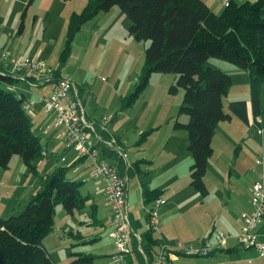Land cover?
I'll list each match as a JSON object with an SVG mask.
<instances>
[{
    "label": "trees",
    "instance_id": "16d2710c",
    "mask_svg": "<svg viewBox=\"0 0 264 264\" xmlns=\"http://www.w3.org/2000/svg\"><path fill=\"white\" fill-rule=\"evenodd\" d=\"M115 6L129 20V33L136 40L149 43L145 49L141 82L133 93L121 98V101L125 99L122 107L128 108L135 103L152 73L177 75L170 92L175 88L183 91L179 113L188 117L182 126L188 133L187 150L192 159L189 184L204 198L208 193L204 176L213 154L212 138L217 126L232 116L246 119L244 101L232 102L228 104L229 113L224 111L223 99L231 86V77L222 71L205 68L204 64L209 58H217L246 71L253 86L264 83V0L241 4L228 0L220 14L201 0H88L82 11L73 12L69 17L65 48L57 69L52 71L53 80L63 77L60 69L83 23ZM15 83L17 80L0 75V169H8L11 159L17 156L31 173L43 157V150L39 137L33 132L32 121L23 109L28 99L8 89ZM73 84L87 120L86 99ZM93 126L103 140H108L104 135L105 126ZM96 149L100 155L101 152L106 157L111 155L103 144H98ZM68 170L61 166L45 175L41 179L42 189L30 196L20 213L0 219V264H54L42 241L54 231L55 206L60 205L73 216L85 208L89 199L81 193L82 183L71 178ZM130 171L142 173L138 162L133 163ZM160 196V191L142 185L145 205L152 206ZM153 233L148 229L140 242L131 236L133 253L143 264L138 246L147 263L153 264L158 251L155 245L159 243ZM73 255L75 259L70 264H90L94 259L90 254L76 252Z\"/></svg>",
    "mask_w": 264,
    "mask_h": 264
},
{
    "label": "rangeland",
    "instance_id": "374dc122",
    "mask_svg": "<svg viewBox=\"0 0 264 264\" xmlns=\"http://www.w3.org/2000/svg\"><path fill=\"white\" fill-rule=\"evenodd\" d=\"M23 1L0 0V49L17 56L35 58V61L44 63L46 70L55 71L59 64V57L65 48L69 17L73 12L82 11L88 0ZM129 27V20L116 6L108 12H100L93 19L86 21L75 35L71 51L60 72L64 78L75 83L79 89H83L87 116L93 121L97 120L98 124L104 125L106 130L117 138L120 149H123L127 154V159L131 162L132 158L137 157L136 159L139 160L141 157H146L144 155L135 156L132 154L133 152L147 151L149 155L152 154L155 161L151 162L152 158L148 157L142 166L144 169L147 168L154 172V185H163L169 191L176 189V192H182L183 202L187 204L193 196L198 197V194L189 185V166L192 164V159L186 148L188 133L182 126L187 122L188 117L184 113H179L183 91L180 88H175L170 92L171 86L177 80V75L152 73L135 103L128 108L122 107L125 99L121 101V98L133 93L135 87L141 82L145 49L149 45L148 42L136 40L129 33ZM215 62L224 61L209 58L204 67L216 68ZM43 86L50 89L49 84ZM41 89L42 86L30 87L31 91L35 90L37 93L42 92ZM24 95L28 99L35 100L34 95L29 94V91ZM38 102L37 100L36 108L42 114L39 119L45 121L42 128H46L45 130L55 129V134H59L60 127L54 115L45 114ZM34 107L33 104L32 109L26 112L27 117L30 118L31 113L34 117ZM223 108L225 112H228V103H225ZM172 128L174 131L170 134ZM38 137L44 146L46 142L44 130H39ZM166 138L171 141L162 151L161 147L162 145L164 147ZM160 140H162L161 144H159ZM58 143L65 146L64 142L60 140ZM72 155V150L66 149V152L56 154L53 163L62 157L69 158ZM218 156L216 151L209 158L204 176L205 185L210 191L207 199L209 205H204L203 202L202 205L188 209L191 213H199L204 221L207 219L212 221V210L221 211L223 208L219 197L214 192L215 179L220 181L223 178V170H226V166L222 165ZM224 156L225 154L221 153L223 161ZM106 161L112 163L110 160ZM38 164L37 162L36 167ZM65 164L63 163V165ZM70 171L69 169V175ZM83 171L87 179L83 185L87 181L92 182L91 170L85 168ZM28 176L27 179L35 178L29 173ZM83 185V192H81L88 194L84 191ZM41 189L42 186L39 191ZM159 191L161 192V190ZM90 192L93 194L92 190ZM92 197L93 199L91 197L88 199L85 208L91 205L92 200L95 199L94 196ZM99 197L96 199L97 201H99ZM15 208L18 209L19 206ZM148 208L140 206L137 210L136 220L143 223L140 232L149 229L146 222ZM22 210L23 207L18 211L15 210L12 216ZM110 215L112 214L110 213ZM9 217L11 216L7 218ZM81 221H89L87 211L76 212L71 216L60 205L55 206L54 231L42 241V245L48 250L52 260L55 264H70L75 259L71 253L82 252L94 255L90 264H113L111 249L114 248L116 251V244L113 239L111 240L107 236L109 230L102 229L104 227L101 226L97 227V231L94 232L88 226H84L86 223L79 226ZM208 226H211V223ZM70 231L80 232L82 235L88 233L90 236L86 240H73L65 236V232L69 233ZM90 239L93 241L86 242ZM177 242L185 243L184 240H177L171 245ZM202 260V258L183 256L179 257L176 264H192L193 261L200 262Z\"/></svg>",
    "mask_w": 264,
    "mask_h": 264
},
{
    "label": "crops",
    "instance_id": "0c3cea01",
    "mask_svg": "<svg viewBox=\"0 0 264 264\" xmlns=\"http://www.w3.org/2000/svg\"><path fill=\"white\" fill-rule=\"evenodd\" d=\"M20 1L22 2L23 0ZM201 1H203L216 14H220L224 8L219 0ZM235 1L238 4H241L246 1L255 2L256 0ZM222 63L225 62H215L216 68L213 69L228 74L232 81L231 86L227 91V95L223 99V107L225 103L230 104L232 102L244 101L246 119L243 121L241 119L239 120V117L232 116L230 120L219 123L213 135L212 155H214L217 151L219 155L218 158L222 162V165L226 166V170H223V178H221L220 181L215 179L214 192L219 197V201L223 208L221 211L211 209L213 213V215H211L212 221H209L208 219L204 221L199 213H191L188 210L189 208H195L198 205H202L203 202L204 205H209V200L207 199L210 191H208L206 185L205 187L208 191L206 197L201 198L199 195L198 197L193 196L189 203H184L182 192H176V189H174V191H169L168 189H165L163 185H154V172L147 168L144 169L142 166V163H144L148 157L152 158L151 162L155 161L152 154L149 155L147 151H144L143 153L133 152L132 154L135 156L144 155L146 157H141L139 160L135 157L132 158V161L130 162V160L127 159V154L123 151V149H120V144L117 141V138L113 137V135H111L108 131H106L104 135L106 139L114 141V145L110 148L103 145V147L106 148L111 155L106 157V155H103L102 152L101 155L104 157L105 161L110 160V162H112L108 163L106 161L109 165L117 168L118 174L125 184V197L131 227L134 234L138 235L140 239H145V236L148 234V230L140 232L143 228V223L140 220H136L137 210L140 206L148 208L151 205H145L143 203L142 185H145L151 190H161L162 193L160 197L165 200V203L158 208L160 226L156 231L157 233H153V238L157 239L159 242L171 244L177 240H184L185 243H196L202 238L212 239L211 236L216 230L223 231L229 235L224 247L219 250H215L208 257H193L202 258L203 260L200 262L193 261L192 264H264V255H260L254 250H247L239 247L235 238L242 225L241 215L248 212L250 209V189L252 183L256 180L254 160L261 146V136L257 132V125L253 122V118H255V114L257 113L258 114L256 116L264 118V83H259L253 86L246 71L240 70L230 64ZM44 84H49V87L51 88V83L48 81L35 85H31V83L27 82L14 84V86L18 88V93H22L24 95V93L29 91V94H33L35 97V100L33 98L29 99L34 101L35 106L33 109V113H35V115L33 117L31 113L30 119L33 124V132L37 137L39 130H44L46 142L45 145L42 146V150L43 152H46V156L41 157L38 161L39 164L37 167L35 164V172L30 173L18 157H13L11 159L8 169H0V219L12 216L15 210L18 211L22 207L24 208L30 196L37 193L39 188L43 186L41 179L56 168L66 166L71 170L69 172L70 177L80 181L82 185L83 182L87 180L84 176L83 169L88 168L91 170L88 160L78 159L73 151V155L71 156L72 158L62 157L60 160L53 163V159H55L56 154L66 152V148L64 145L58 143V140L63 142L61 138V127L58 123L57 124L60 127L59 134H55V129L45 130L46 128H42L44 127L45 121L39 119L42 114H40L36 108V101H39L38 103L41 105L42 110L43 103L40 101L39 97L43 98L50 94V89L43 86ZM38 86H42V92L37 93L35 90H30V87L32 88ZM79 91L81 93V97L85 99V97H83V89L80 88ZM25 99H28L27 96H25ZM45 114L52 115V113L46 112ZM46 119H48V117H46ZM87 120L93 123L95 127H104V125L98 124L97 120L93 121L88 116ZM173 131L174 129L172 128L170 134H172ZM170 141V139L166 138L164 147L163 145L161 147L162 151L166 148L167 143ZM161 143L162 140L159 141V144ZM221 153L225 154L224 161L221 158ZM135 162H138L142 173L138 174L134 171H130L129 173V170ZM63 163L66 164L63 165ZM28 173L29 175L35 176V178L27 179L29 177ZM90 178L92 179L91 175ZM169 179L173 180L172 178ZM86 186H88V188H86ZM83 187L84 191L88 192V194H83V188L81 187V193L83 196H88L92 199V196H94L95 199L92 200L91 205H88L84 208V210H81L88 212L89 221H81L79 226L86 223L84 226H88L90 229L94 230V232L97 231V227L102 226L104 227L102 229L109 230L107 236L112 240L110 237V234L113 231L112 215H110L111 211L107 206L106 198L103 193V184L92 179V182L87 181ZM90 190H92L93 194H91ZM187 194L190 193L187 192ZM98 197L100 198L99 201L96 200ZM16 206H19V208L16 209ZM146 222L148 223V221ZM210 223L211 226H208ZM65 236L72 238L73 240H86L90 235L88 233H86V235H82L80 232L73 233L70 231L69 233L65 232ZM92 241L93 240L90 239L86 242L90 243ZM83 242L86 243L85 241ZM157 249L158 246L155 245V251ZM114 252L116 251L112 248L111 257L115 254ZM73 253L76 252H72L71 254ZM92 256L94 257V255ZM179 257L183 256L173 258L171 264H176ZM143 261L144 264H148L144 257ZM127 264H143V262L139 260L135 253H133V260L129 259Z\"/></svg>",
    "mask_w": 264,
    "mask_h": 264
},
{
    "label": "built area",
    "instance_id": "2783aa9c",
    "mask_svg": "<svg viewBox=\"0 0 264 264\" xmlns=\"http://www.w3.org/2000/svg\"><path fill=\"white\" fill-rule=\"evenodd\" d=\"M219 1L224 7L228 3V0ZM34 59L0 49V75L9 76L17 80V83L28 81L51 83L50 94L43 98L39 97L43 103V110L54 114L61 127V138L65 148L71 149L78 159L88 160L92 179L103 184V193L112 214L113 231L110 237L116 244L113 264H127L129 259L133 260L131 236L138 242L140 237L134 234L130 224L125 184L117 168L109 165L96 149L100 143L110 148L114 141L103 140L93 124L86 120L75 85L64 77L53 80V70H46L43 62ZM8 89L18 90L14 84L9 85ZM33 104L34 101L28 99L23 105L24 111L29 112ZM253 122L257 125L262 143L255 158L256 180L250 189V209L241 215L242 225L235 238L239 247L264 255V118L255 116ZM42 156L45 157L46 152H42ZM164 203L163 198H157L146 210L149 230L152 232H156L160 226L158 208ZM211 237L212 239L202 238L196 243L177 242L171 245L159 242L154 264H171L172 259L177 256L208 257L215 250L225 246L229 235L216 230ZM138 251L147 260L140 245Z\"/></svg>",
    "mask_w": 264,
    "mask_h": 264
}]
</instances>
